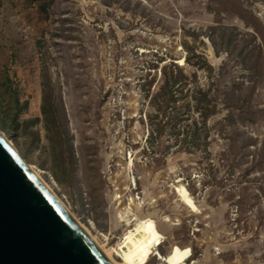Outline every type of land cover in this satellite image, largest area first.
<instances>
[{
    "label": "rangeland",
    "instance_id": "obj_1",
    "mask_svg": "<svg viewBox=\"0 0 264 264\" xmlns=\"http://www.w3.org/2000/svg\"><path fill=\"white\" fill-rule=\"evenodd\" d=\"M49 1L0 0L20 155L117 264H264V0Z\"/></svg>",
    "mask_w": 264,
    "mask_h": 264
},
{
    "label": "water",
    "instance_id": "obj_2",
    "mask_svg": "<svg viewBox=\"0 0 264 264\" xmlns=\"http://www.w3.org/2000/svg\"><path fill=\"white\" fill-rule=\"evenodd\" d=\"M0 129V264H111Z\"/></svg>",
    "mask_w": 264,
    "mask_h": 264
},
{
    "label": "bare ground",
    "instance_id": "obj_3",
    "mask_svg": "<svg viewBox=\"0 0 264 264\" xmlns=\"http://www.w3.org/2000/svg\"><path fill=\"white\" fill-rule=\"evenodd\" d=\"M179 64H182L181 60L178 61ZM30 169L33 173V175L39 180V182L49 191V193H51V195H53V197L56 199V201L71 215V217L76 221V223L83 229V231L91 238V240L97 245V247L99 248V250L103 253V255L107 258V260L111 263V264H117L115 263L111 257H110V252L103 249V247L96 242V240L92 237V235L90 234L89 230L82 224L79 223V221L68 211V209L65 207V205L61 202V200L58 198V196L55 194V192L53 191V189L51 188L50 185H48V183L44 180V178L41 176V173H39V171H37L35 168H33L32 166H30ZM148 228V227H147ZM150 229L148 228L147 232H149Z\"/></svg>",
    "mask_w": 264,
    "mask_h": 264
},
{
    "label": "trees",
    "instance_id": "obj_4",
    "mask_svg": "<svg viewBox=\"0 0 264 264\" xmlns=\"http://www.w3.org/2000/svg\"><path fill=\"white\" fill-rule=\"evenodd\" d=\"M29 1L32 2V3H37L39 5L40 11H42L43 13H46V14L48 13V5L50 4V1L49 0H46V1H44V0H29ZM225 79H220L218 77L217 78V83L220 84V82L223 81V80H225ZM166 84H167V81H165V84H164L165 85V89H167V87H169ZM169 89H170V87L167 90L170 91ZM15 103H16L17 106H19V101L16 100ZM23 106H26V103ZM19 108H20V106L18 107V109ZM3 122H5V121L3 120ZM5 124H6V122H5Z\"/></svg>",
    "mask_w": 264,
    "mask_h": 264
},
{
    "label": "crops",
    "instance_id": "obj_5",
    "mask_svg": "<svg viewBox=\"0 0 264 264\" xmlns=\"http://www.w3.org/2000/svg\"><path fill=\"white\" fill-rule=\"evenodd\" d=\"M214 250H215V249H214ZM216 254H218V253H216ZM210 257H211V256H210ZM191 258H192V255H191V257L187 260V261L190 262V264H198L196 260H193V259H191ZM190 259H191V260H190Z\"/></svg>",
    "mask_w": 264,
    "mask_h": 264
}]
</instances>
